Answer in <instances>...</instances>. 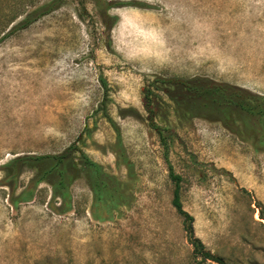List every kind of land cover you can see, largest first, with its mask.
<instances>
[{"label":"rangeland","instance_id":"rangeland-1","mask_svg":"<svg viewBox=\"0 0 264 264\" xmlns=\"http://www.w3.org/2000/svg\"><path fill=\"white\" fill-rule=\"evenodd\" d=\"M102 1L121 5L0 0V264H218L196 257L188 242L171 203L169 164L204 251L220 264H264V149L255 152L218 122L180 121L170 106L159 122L172 137L168 164L142 96L154 77H204L264 95V0ZM27 15L31 22L16 28ZM102 108L133 165L129 178ZM78 139L127 183L130 204L98 221L96 212L108 215L79 179L69 212L52 209L45 184L13 206L3 165L59 154ZM31 177H20L16 193Z\"/></svg>","mask_w":264,"mask_h":264},{"label":"trees","instance_id":"trees-1","mask_svg":"<svg viewBox=\"0 0 264 264\" xmlns=\"http://www.w3.org/2000/svg\"><path fill=\"white\" fill-rule=\"evenodd\" d=\"M79 1L83 5L85 0ZM55 3L56 1H53L44 8L49 12ZM94 4L99 7L105 5L107 10L121 5L120 2L102 0H95ZM128 5L132 4L128 3ZM31 17L27 15L16 28L29 24ZM101 82L105 89V81ZM145 82L146 86L143 87L142 96L144 111L147 113L146 120L164 148L163 156L166 163L169 164L168 141L172 140V137L171 133L164 135V128L159 122L166 121L168 118L166 111L170 106L171 112L180 121L199 118L218 122L239 140L249 143L255 152H261L264 149V95L234 84L217 82L204 77H154L153 80L146 78ZM163 97L167 98L169 104L164 101ZM102 111L117 133V146L120 147L119 158L126 166L129 178L133 165L121 152L119 130L105 108H102ZM136 115L139 117L138 114ZM168 167L169 177L174 184L171 203L183 219L184 230L195 256L203 261L211 260L220 264L221 259L205 252L201 241L194 237L193 217L183 209L181 202L182 178L174 173L170 164ZM26 172L32 175L30 184L16 193L18 181ZM79 179H83L91 191L93 207L104 210L108 215L102 218L96 212L93 216L98 221L110 219L112 211L127 206L131 202L127 183L109 174L103 166L92 161L84 152L81 139L59 154L20 155L7 161L2 168V186L10 189L13 206L16 207L21 202L32 201L41 192V188L38 187L45 184L51 188L50 206L61 214L73 208L70 188ZM259 216L264 221L263 209H260Z\"/></svg>","mask_w":264,"mask_h":264}]
</instances>
